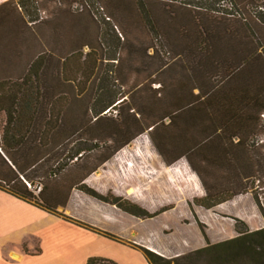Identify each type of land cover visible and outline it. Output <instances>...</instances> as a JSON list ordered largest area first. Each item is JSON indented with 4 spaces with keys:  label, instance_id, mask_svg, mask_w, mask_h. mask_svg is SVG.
I'll use <instances>...</instances> for the list:
<instances>
[{
    "label": "trees",
    "instance_id": "1",
    "mask_svg": "<svg viewBox=\"0 0 264 264\" xmlns=\"http://www.w3.org/2000/svg\"><path fill=\"white\" fill-rule=\"evenodd\" d=\"M161 1L115 2L121 12L132 11L139 18L126 22L125 33L137 24L156 35L143 53L153 64L139 70L147 71L146 83L100 92L94 82L87 86L99 61H104L98 37V46L80 40V50L61 58L41 52L23 75L4 72L0 190L60 215L47 197L53 177L39 195L25 182L37 180L35 169L50 154L70 146L54 167L56 176L85 152L102 149L112 157L147 133L167 166L186 158L205 190L195 200L199 205L210 209L252 190L264 217V35L258 25L264 23V3L253 12L254 7L242 9L244 0ZM2 8L0 20H5ZM121 38L118 35L123 49L133 48ZM74 110L76 115L70 116ZM68 181L71 188L77 183L75 178ZM78 186L133 215H150L135 204L87 189L84 183ZM54 187L56 193H71L69 187ZM237 232L234 238L173 258L143 250L148 264H264V227L251 230L238 219ZM86 264L120 263L90 256Z\"/></svg>",
    "mask_w": 264,
    "mask_h": 264
},
{
    "label": "rangeland",
    "instance_id": "2",
    "mask_svg": "<svg viewBox=\"0 0 264 264\" xmlns=\"http://www.w3.org/2000/svg\"><path fill=\"white\" fill-rule=\"evenodd\" d=\"M118 1L128 0H0L6 18L0 20V79L7 71L23 75L41 52L61 58L80 50L82 40L97 44L98 37L104 61H99L87 86L94 82L97 91H115L121 86L124 89L146 83L147 71L139 70L153 64L143 53L147 45L155 42V34L137 24L125 33L126 22L136 20L138 15L121 12L115 4ZM161 2L171 4L170 0ZM263 3L264 0H244L241 6L244 10L254 7V12ZM223 6L229 7L228 3ZM258 25L264 35V23ZM118 35L134 49H123ZM76 62L74 58L70 65L74 67ZM69 147H60L35 169L37 180L33 184L25 180L29 189L39 195L48 180L62 176L49 183L47 195L60 215L0 190V264H86L88 256H102L120 264H147L144 248L173 258L236 237L238 219L251 230L264 227L252 190L210 209L199 205L195 200L202 198L205 190L186 158L167 166L147 133L112 157L102 149L85 152L70 169L55 176L54 167ZM71 178L77 179L72 188L67 185ZM82 183L110 199L135 204L150 215L136 216L93 197L79 189ZM54 186L69 187L71 193H56L52 191ZM12 252L22 259L13 258Z\"/></svg>",
    "mask_w": 264,
    "mask_h": 264
},
{
    "label": "crops",
    "instance_id": "3",
    "mask_svg": "<svg viewBox=\"0 0 264 264\" xmlns=\"http://www.w3.org/2000/svg\"><path fill=\"white\" fill-rule=\"evenodd\" d=\"M22 254H23V253H22ZM15 255H16V256H19L20 258H16ZM12 256H13V258H15L16 260H21V259H22V256H21L20 254H18V253H15V252H12ZM88 258H89V256L86 258V263H87ZM147 264H148V261H147Z\"/></svg>",
    "mask_w": 264,
    "mask_h": 264
},
{
    "label": "bare ground",
    "instance_id": "4",
    "mask_svg": "<svg viewBox=\"0 0 264 264\" xmlns=\"http://www.w3.org/2000/svg\"><path fill=\"white\" fill-rule=\"evenodd\" d=\"M26 183H27V182H26ZM27 184H29V183H27ZM15 257H16V258H20L19 256H16V255H15Z\"/></svg>",
    "mask_w": 264,
    "mask_h": 264
}]
</instances>
